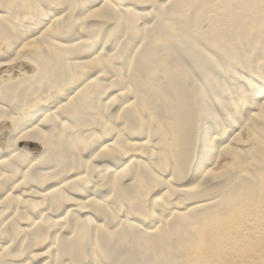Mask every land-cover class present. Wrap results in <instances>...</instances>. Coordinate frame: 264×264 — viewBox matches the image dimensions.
<instances>
[{
    "label": "bare ground",
    "instance_id": "1",
    "mask_svg": "<svg viewBox=\"0 0 264 264\" xmlns=\"http://www.w3.org/2000/svg\"><path fill=\"white\" fill-rule=\"evenodd\" d=\"M0 53V264H264V0H0Z\"/></svg>",
    "mask_w": 264,
    "mask_h": 264
},
{
    "label": "rangeland",
    "instance_id": "2",
    "mask_svg": "<svg viewBox=\"0 0 264 264\" xmlns=\"http://www.w3.org/2000/svg\"><path fill=\"white\" fill-rule=\"evenodd\" d=\"M1 47L3 48L1 52L6 51V47H4L3 44L1 45ZM1 54H3V53H0V55ZM33 70H34L33 65H30L29 63H27L25 61H20V60L14 61V63H12L10 66H2L0 68V81L2 82L4 80V78L6 77V75H8V74H11V77L16 78L17 76H20L21 72L32 73ZM2 103H4V102H2ZM2 103H0V106L4 105ZM11 106L12 105H10L8 108H11ZM12 127H13V125L9 121H3L0 124V148L6 147L7 141H8V136H9V133H10V130L12 129ZM30 142H32V143L25 145V144L29 143V142H26L24 145H22L23 148L27 149L28 151H31L30 154L33 156L39 154L41 152V150L43 149L42 144H40L37 141H33V140ZM2 154H1V156H2ZM5 238H7V237H5ZM8 240H10V239L9 238L4 239L2 242H0V245L1 244L2 245H4V244L8 245V243H9ZM6 242H8V243H6ZM249 250L250 249H248L247 252ZM258 264H261V263H258Z\"/></svg>",
    "mask_w": 264,
    "mask_h": 264
}]
</instances>
